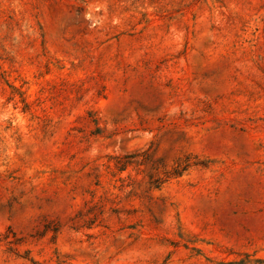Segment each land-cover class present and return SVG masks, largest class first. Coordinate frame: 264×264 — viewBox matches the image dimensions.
<instances>
[{"label":"rangeland","instance_id":"1","mask_svg":"<svg viewBox=\"0 0 264 264\" xmlns=\"http://www.w3.org/2000/svg\"><path fill=\"white\" fill-rule=\"evenodd\" d=\"M0 264H264V0H0Z\"/></svg>","mask_w":264,"mask_h":264}]
</instances>
